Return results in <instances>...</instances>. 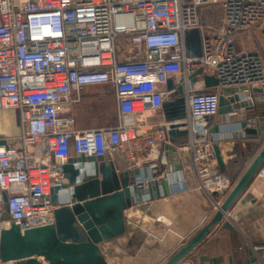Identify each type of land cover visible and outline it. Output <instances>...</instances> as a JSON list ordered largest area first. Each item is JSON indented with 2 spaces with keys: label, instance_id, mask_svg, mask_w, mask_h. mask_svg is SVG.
I'll return each mask as SVG.
<instances>
[{
  "label": "built area",
  "instance_id": "built-area-1",
  "mask_svg": "<svg viewBox=\"0 0 264 264\" xmlns=\"http://www.w3.org/2000/svg\"><path fill=\"white\" fill-rule=\"evenodd\" d=\"M210 6L221 12L211 33L199 17ZM263 24L264 0H0V111L14 110L19 120L17 137L0 144V232L7 222L20 230L54 222L52 191L66 184L61 166L72 156L119 154L136 166L168 143L162 106L178 97L177 87L186 111V171L218 211L233 182L219 170L206 119L217 115L222 89L236 90L240 102L264 93V60L234 43ZM192 32L197 55L186 45ZM199 69L217 89L204 88ZM93 86L110 87L119 116L161 120L76 129L70 109ZM159 155L151 170L166 165ZM142 178L137 188H146ZM254 178L264 180V164Z\"/></svg>",
  "mask_w": 264,
  "mask_h": 264
},
{
  "label": "water",
  "instance_id": "water-1",
  "mask_svg": "<svg viewBox=\"0 0 264 264\" xmlns=\"http://www.w3.org/2000/svg\"><path fill=\"white\" fill-rule=\"evenodd\" d=\"M261 33L264 36V24ZM196 74L202 76L205 89H217L218 82L213 76L203 74L201 69ZM192 82H196L194 77ZM166 88L168 91L173 88L171 81L167 82ZM235 92L228 88L220 91L217 121H239L237 126L230 127L231 130H242V134L235 138L253 141L255 150L262 146L227 193L220 209L169 255L163 264H179L203 242L212 229L220 224L264 164V115H258V109L252 105V101L240 102L233 95ZM176 93L178 97L175 100L162 106L164 122L169 125L166 133L169 142L162 146L166 165L159 166V170L163 171L160 180L152 179L150 170H146V188H137L141 170L118 172L112 162L105 164L101 158H69L61 166L66 184L52 191L51 202L58 206L54 211V222L29 230H20L7 222L0 232V264H108L107 258L111 257L109 247L115 245L116 240L124 237L131 228V224L125 220L127 211L132 212L130 209L134 206L185 190L180 178L182 168L189 165V159L181 156V165L177 159V148L180 146L178 138L187 136L184 129L186 111L183 88L177 87ZM211 120L206 119V123L209 125L210 138L215 142L213 149L216 163L222 172L224 166L216 144L220 140L216 135L219 126L213 124L211 127ZM2 138L0 136V144L4 143ZM171 169L178 172L175 174L178 178L175 182L168 176ZM59 190H63V198L57 197ZM223 228L230 227L224 224Z\"/></svg>",
  "mask_w": 264,
  "mask_h": 264
},
{
  "label": "crops",
  "instance_id": "crops-1",
  "mask_svg": "<svg viewBox=\"0 0 264 264\" xmlns=\"http://www.w3.org/2000/svg\"><path fill=\"white\" fill-rule=\"evenodd\" d=\"M255 28L262 30V27ZM255 28L248 31L251 32ZM244 33L234 37L238 50H246L238 44ZM254 97L250 102L258 109V115H264V93H257ZM85 110L90 114L94 113V120L82 122L84 118L81 112ZM15 113L17 114L16 111ZM70 114L76 121V129L79 130L109 128L122 121L121 118L119 120L114 93L108 86L84 88L80 92V102L71 107ZM160 120V115H138L131 116L129 124L141 121L142 124L150 125ZM238 122L235 119L228 122L217 121L216 116L210 122L211 127L213 124L219 126L216 135L220 138L218 149L224 166L222 173L233 185L262 146L255 150L253 141L237 140L235 137L242 134V130H231L230 127L237 126ZM15 123L17 131H13L11 120L6 124L0 122V136L9 141L15 139L19 133L17 119ZM143 126L145 125L139 129L141 134L145 132ZM178 140L180 146L177 148V159L181 165V156H188L186 151L181 149L187 141V136ZM162 146L163 144H160L148 158H143L136 166L126 162L119 154H108L101 159L105 164L112 162L118 172L138 169L141 170L142 180H147L144 172L150 170L152 179L160 180L163 171L159 170V165L152 170L149 166L158 164L159 154L163 153ZM186 169L187 167L182 168L180 178L186 187L185 190L134 206L130 209L132 212L127 211L125 220L131 224V228L124 237L116 240L115 245L111 244L109 247L111 257L107 258L108 264H163L188 237L210 220L215 213V204L209 195L198 190L197 179ZM177 173L173 170L168 173L172 182L178 179L175 177ZM223 199L220 198L222 201ZM224 224H228L230 228H223ZM179 264H264V180L253 178L220 224Z\"/></svg>",
  "mask_w": 264,
  "mask_h": 264
},
{
  "label": "rangeland",
  "instance_id": "rangeland-1",
  "mask_svg": "<svg viewBox=\"0 0 264 264\" xmlns=\"http://www.w3.org/2000/svg\"><path fill=\"white\" fill-rule=\"evenodd\" d=\"M202 11L200 12V16H199L200 23L204 27H206V31L211 33L213 29H216L220 24V20H221L220 9L218 6H210V7L203 8ZM261 31L262 30L255 28L251 32L249 31L247 33L243 32L245 35L242 36L238 44H239V47L242 49H246V50H250V51L258 53L264 60V36L262 35ZM186 45L188 46V51L190 55L199 54L197 32H192L187 35ZM81 114H82V117L84 118V120H82L83 123H85L86 121L94 120V113L90 114L88 110L82 111ZM14 118L17 119V124L19 125L18 116L15 113V111H12V110H5L3 112L0 111V122H2L3 124H6L8 122L10 123V120H11L13 131H17V127L15 123L16 119L14 120ZM120 118L124 123H127V124L130 123L129 120L131 119V116H128V115L119 116V120ZM1 131L4 132L2 129ZM211 141L213 142V144L215 143L213 140ZM216 144L218 145V142H216ZM115 263L117 264V262Z\"/></svg>",
  "mask_w": 264,
  "mask_h": 264
}]
</instances>
